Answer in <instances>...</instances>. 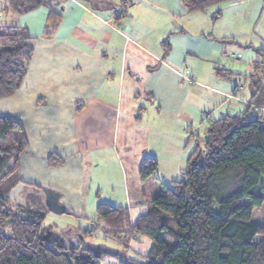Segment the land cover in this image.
Masks as SVG:
<instances>
[{"label":"crops","instance_id":"obj_1","mask_svg":"<svg viewBox=\"0 0 264 264\" xmlns=\"http://www.w3.org/2000/svg\"><path fill=\"white\" fill-rule=\"evenodd\" d=\"M52 10L59 21L48 35L46 7L0 18L33 40L20 87L0 99V116L20 119L27 139L19 178L59 193V203L72 211L85 204L94 209L118 178L136 213L144 214L150 198L143 184L152 177L141 182L138 168L145 157L160 162L166 151L148 145H167L158 142L172 124L180 125L183 143L201 110L219 101L218 110L227 104L231 115L248 109L249 87L244 92L239 76L248 85L252 70L229 69L224 79L215 70L232 53L239 64L259 60L264 0H227L203 12H188L182 0H59ZM199 85L211 87L212 104L194 103ZM50 154L61 163L49 164ZM171 169L153 180L165 183Z\"/></svg>","mask_w":264,"mask_h":264},{"label":"trees","instance_id":"obj_2","mask_svg":"<svg viewBox=\"0 0 264 264\" xmlns=\"http://www.w3.org/2000/svg\"><path fill=\"white\" fill-rule=\"evenodd\" d=\"M54 1L59 0H0V10L10 8L22 15L46 7L48 35L59 21L52 10ZM223 1L227 0H182L188 12H203ZM32 41L24 28L0 22V99L20 87ZM258 54L264 57V50ZM257 64L247 76L248 109L210 122L204 152L191 154L183 180L161 185L145 214L131 221L127 208L97 204L104 234L120 248L114 254L82 245L64 247L54 243L53 233L46 236L49 229L43 220L49 210L42 187L35 185L23 204L8 205L7 192L19 182V159L27 139L19 119L0 116V264H100L106 257L115 258L116 264H264V196L256 193L264 176V64ZM215 73L231 75L219 69ZM255 108L259 113L251 115ZM48 162L61 163L54 156ZM156 168L153 158H143L139 180L154 176ZM77 233L84 242L86 236ZM140 237L150 240L148 252L128 257L131 241Z\"/></svg>","mask_w":264,"mask_h":264},{"label":"rangeland","instance_id":"obj_3","mask_svg":"<svg viewBox=\"0 0 264 264\" xmlns=\"http://www.w3.org/2000/svg\"><path fill=\"white\" fill-rule=\"evenodd\" d=\"M4 5V4H3ZM2 16L7 17H13L19 19L21 15H17L12 9L10 8H4L0 10V18ZM18 21V20H17ZM0 22L6 23L5 21L0 19ZM254 49V48H252ZM251 49V50H252ZM245 51L244 55L247 57V53L251 54V52H247L248 50L244 49ZM254 51V50H253ZM231 59H223V61L220 63L218 69L222 70V73L228 72L227 70H239L243 75L248 74L251 70H253V67L258 65L264 64V57H261L259 55V60L256 63H251L250 57H247L249 61H244L242 64H239V61L237 58H239L238 55H235V53H232ZM231 56V55H230ZM228 56V58H230ZM243 60V57H240V60ZM259 71V70H257ZM261 71V70H260ZM221 73V72H220ZM231 76V75H229ZM224 79V77H222ZM237 79V77H236ZM239 79L241 80L242 87L245 88L246 92L248 89V85L246 82H244L245 77L239 76ZM238 80V79H237ZM226 81V80H225ZM246 81V80H245ZM244 82V83H243ZM211 87H204V86H198L196 88L197 92H201L199 96L201 98H198L197 96H193V101L196 103L197 106H208V104L213 103L212 98H207L206 95H209L212 97V95L209 93ZM198 95V94H197ZM222 101L218 102V105H209L211 107L205 108L201 110V115L199 117V121L196 123V125L191 129L187 130L185 133V141L182 143L181 139L179 140L178 137L180 136V125H174L172 124L171 130L168 132H164L163 139L158 142V144H165L167 145H148V150H153V147H158L159 151L161 152V148H165V152H161V159H159L160 162L157 163V168L155 170L154 176H152V179L149 182H144L143 189L146 190V196L148 198H153V196H156L160 192L161 185L169 186L173 181H180L183 180V172L180 167V164H183V167L185 168L186 162L193 154L194 152H204V145L203 140L206 134V129L209 126L210 122L213 119H217L220 116L225 115L227 112L228 114H232V109L229 111L226 110L229 106L226 104L221 110H218L219 106L221 105ZM20 120V119H19ZM22 123V122H21ZM23 124V123H22ZM187 128V127H186ZM10 136H17L15 132H11ZM162 136V135H161ZM176 143L178 145H172V143ZM180 144V145H179ZM136 145L133 146V151L136 154L137 150L135 148ZM158 151V152H159ZM181 152L180 154H177V152ZM50 156H54L55 159H58L57 156L50 154ZM48 156V158L50 157ZM164 156V157H163ZM165 160L166 168L164 167V164H162L161 160ZM159 164V167H158ZM172 168V169H171ZM170 170L171 172L165 173V183L156 182L155 175L163 174V170ZM114 174V172H113ZM19 182H17L14 185V188L9 190L7 192V203L8 205H14V204H23L26 200V196L28 194L34 193L36 191L35 185L30 184H22L19 178V175L17 176ZM172 178H176L172 180ZM161 179V178H160ZM154 181V182H151ZM115 190L112 192H103L101 193L100 199L96 202L95 208L98 203H108L114 206H121L124 208H128L129 218L131 221H135L136 218L140 215L136 213V210L138 209L136 206H133L132 203H129L128 199H126V191L125 189L121 187L122 183L119 182L118 178L113 179ZM156 183V187H155ZM39 187H45L42 185H36ZM256 193L258 195L264 196V176L262 175L259 180V186L257 188ZM67 211L69 214H54L50 211L45 213V217L43 220V226L48 228L49 233H53L55 236L54 243H60L64 247H76L79 245L82 246H88L91 249H97L98 251H102L104 253H116L118 250H120L117 242H115L113 239L108 237L104 234L103 229L101 227V224L98 222V217L96 215L95 208L93 209L89 205L85 204L82 206L81 209H77L76 211L70 210L67 206ZM146 213V212H145ZM144 213V214H145ZM143 215V214H141ZM76 232H80L81 234H84L86 236L84 242H82V238L80 235L75 234ZM150 240L146 237H140L136 240L131 241L129 245V249L127 251V256L130 258L137 257V255L146 254L150 248ZM115 258L106 257L104 258V261L100 264H116L115 261H113Z\"/></svg>","mask_w":264,"mask_h":264},{"label":"water","instance_id":"obj_4","mask_svg":"<svg viewBox=\"0 0 264 264\" xmlns=\"http://www.w3.org/2000/svg\"><path fill=\"white\" fill-rule=\"evenodd\" d=\"M44 194L45 205L48 210L54 214H69L65 206L59 203L60 194L48 188H42ZM49 235V232L46 236Z\"/></svg>","mask_w":264,"mask_h":264}]
</instances>
